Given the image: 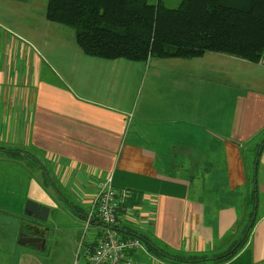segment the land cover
Returning <instances> with one entry per match:
<instances>
[{
	"label": "crops",
	"instance_id": "crops-1",
	"mask_svg": "<svg viewBox=\"0 0 264 264\" xmlns=\"http://www.w3.org/2000/svg\"><path fill=\"white\" fill-rule=\"evenodd\" d=\"M36 2L0 0V19H26ZM41 20L37 39L0 31V146L44 157L79 205H70V225L82 226L91 194L111 177L132 193L119 230L142 243L133 264H171L152 245L172 256H220L253 209L246 244L222 264H264V66L213 52L167 59L160 65L169 73L161 79L151 65L134 103L140 62L93 58L78 47L59 59L60 35ZM221 83L232 91L212 94ZM91 227L93 242L79 239L87 243L83 262L103 225Z\"/></svg>",
	"mask_w": 264,
	"mask_h": 264
},
{
	"label": "trees",
	"instance_id": "trees-1",
	"mask_svg": "<svg viewBox=\"0 0 264 264\" xmlns=\"http://www.w3.org/2000/svg\"><path fill=\"white\" fill-rule=\"evenodd\" d=\"M45 18L73 29L83 54L104 60L194 59L213 52L257 63L264 56V0H181L174 9L161 0H46ZM261 136L264 142V131ZM0 152L26 157L44 171L37 153ZM44 177L51 184L47 172ZM253 216L251 211L237 222L235 244L220 256H172L153 245L152 250L171 264L225 263L246 244Z\"/></svg>",
	"mask_w": 264,
	"mask_h": 264
},
{
	"label": "rangeland",
	"instance_id": "rangeland-1",
	"mask_svg": "<svg viewBox=\"0 0 264 264\" xmlns=\"http://www.w3.org/2000/svg\"><path fill=\"white\" fill-rule=\"evenodd\" d=\"M156 1L151 0L152 3ZM161 2L165 7L174 9L179 6L181 0H161ZM45 9L46 0H37L32 10L23 11L26 19L16 20L8 17L0 19V24L3 27V29L0 28V31L11 32L24 38H26V35H30L37 39L43 30L41 19H46ZM51 24L54 27L53 31L60 35L57 40L56 51L58 58L61 59L65 53L77 48L75 33L69 27L57 23ZM166 60L154 59L152 62H140L142 69L136 78L138 85L132 93L134 103L138 100L141 101L145 87L148 81L151 80V65L157 66L155 69L161 79L166 73H169V71H164V68L160 65V63H171L166 62ZM119 61L139 63L129 60ZM232 89L221 83L217 89L212 91V94H217L218 91L221 93L228 91L230 93ZM204 95L205 97L208 96V94ZM148 126L146 127L147 130ZM0 148L14 149L13 146L11 149L10 146L2 145ZM15 148L22 154L26 152L18 145ZM245 151L246 149H244ZM36 155L44 171L26 157L11 158L8 153L0 152V264H82L87 243L85 242L82 245L80 241H76V229L70 225L72 222L69 220L72 216L71 212H73L70 205L75 208L79 205L72 197L69 198L65 190H60L54 177L49 173L44 157L39 154ZM245 157H248V155ZM45 172L51 176L49 181L53 180L52 184L55 188H58V195L54 193L51 187L45 185ZM28 201L49 207L50 213L46 222L38 224L32 218L24 215V207ZM251 211L254 214V209ZM75 222H78V220H75ZM91 231L92 227H89L85 232L90 243L93 242L94 235ZM21 237H37L41 239L42 244H21Z\"/></svg>",
	"mask_w": 264,
	"mask_h": 264
},
{
	"label": "built area",
	"instance_id": "built-area-1",
	"mask_svg": "<svg viewBox=\"0 0 264 264\" xmlns=\"http://www.w3.org/2000/svg\"><path fill=\"white\" fill-rule=\"evenodd\" d=\"M258 63L264 66V56ZM131 197L130 190L115 189L111 177L91 194L83 222V235L95 220L99 221L103 228L99 240L92 251L87 252L82 264H133L132 255L143 249L142 243L138 237H126L119 230L120 207Z\"/></svg>",
	"mask_w": 264,
	"mask_h": 264
},
{
	"label": "water",
	"instance_id": "water-1",
	"mask_svg": "<svg viewBox=\"0 0 264 264\" xmlns=\"http://www.w3.org/2000/svg\"><path fill=\"white\" fill-rule=\"evenodd\" d=\"M50 213L49 207L43 206L37 202L28 201L24 207V215L26 217L32 218L38 223H44L48 220V216ZM82 232L80 229L76 231V241H79ZM42 242L40 238H23L21 237V244L27 243H38Z\"/></svg>",
	"mask_w": 264,
	"mask_h": 264
},
{
	"label": "bare ground",
	"instance_id": "bare-ground-1",
	"mask_svg": "<svg viewBox=\"0 0 264 264\" xmlns=\"http://www.w3.org/2000/svg\"><path fill=\"white\" fill-rule=\"evenodd\" d=\"M76 229H77V230H78V229H80V230H81V232L83 233V230H84V226H83V224H82V226H81V227L77 226V228H76ZM77 230H76V231H77Z\"/></svg>",
	"mask_w": 264,
	"mask_h": 264
},
{
	"label": "flooded vegetation",
	"instance_id": "flooded-vegetation-1",
	"mask_svg": "<svg viewBox=\"0 0 264 264\" xmlns=\"http://www.w3.org/2000/svg\"><path fill=\"white\" fill-rule=\"evenodd\" d=\"M77 230V229H76Z\"/></svg>",
	"mask_w": 264,
	"mask_h": 264
}]
</instances>
